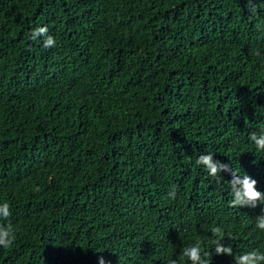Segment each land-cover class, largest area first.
Instances as JSON below:
<instances>
[{
	"label": "trees",
	"instance_id": "trees-1",
	"mask_svg": "<svg viewBox=\"0 0 264 264\" xmlns=\"http://www.w3.org/2000/svg\"><path fill=\"white\" fill-rule=\"evenodd\" d=\"M255 2L0 0V224L16 235L0 264H190L197 242L208 264L264 253V204L230 207L231 173L195 163L212 154L264 193ZM38 26L55 47L29 38Z\"/></svg>",
	"mask_w": 264,
	"mask_h": 264
},
{
	"label": "clouds",
	"instance_id": "clouds-1",
	"mask_svg": "<svg viewBox=\"0 0 264 264\" xmlns=\"http://www.w3.org/2000/svg\"><path fill=\"white\" fill-rule=\"evenodd\" d=\"M247 7L249 12L255 13L257 4L255 0H247ZM49 29L47 26H38L34 28L29 34L31 40H36L39 37H44V47L53 48L56 46L54 37L48 34ZM259 55V53H257ZM249 139L254 143L256 149L264 152V129L259 134L253 132L250 134ZM195 163L207 169L208 174L212 177H217L222 172H230L232 180L229 182L233 199L229 201V206L236 207H252L264 204V193L257 190V181L250 175L245 173L242 177L232 170L228 164L221 163L214 159L212 154L200 155ZM169 196L175 199V190L169 192ZM11 215L10 205L7 202L0 204V218L7 219ZM256 228L264 232V213L256 217ZM213 235L223 237V229L220 227H213L211 229ZM16 241V235L11 223L7 225L0 224V248L9 249ZM202 242L190 245L182 249L180 259L187 258L190 264H208L207 253L202 254ZM216 255L233 256V249L229 246L222 244V239L214 241ZM235 264H264V253L258 249L245 252L240 255L234 256ZM99 264H107L104 257L99 258ZM169 264H178V261L173 259Z\"/></svg>",
	"mask_w": 264,
	"mask_h": 264
}]
</instances>
